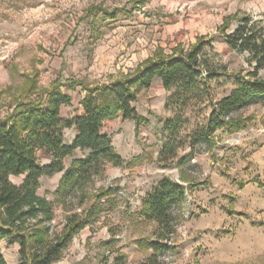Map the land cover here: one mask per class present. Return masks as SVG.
I'll return each instance as SVG.
<instances>
[{"label": "rangeland", "instance_id": "obj_1", "mask_svg": "<svg viewBox=\"0 0 264 264\" xmlns=\"http://www.w3.org/2000/svg\"><path fill=\"white\" fill-rule=\"evenodd\" d=\"M191 1L155 0L139 10L133 9L134 0H0V119L13 111L27 77L38 74L41 88L58 78L109 83L111 76L116 79L134 70L159 46L169 50L183 43L187 47L201 36L197 31L201 26H206L204 34L214 40V53L206 49L208 64L215 69L224 67L230 74L212 78L209 97L192 100L185 107L166 105L169 94L155 80L134 105L148 120L137 134L134 122L121 117L105 125L103 131L124 166L108 165L105 177L87 186L90 195L101 190L111 194L109 199L102 197V213L73 239L56 264H110L117 254H125L129 264H140L149 255L140 244L152 239L155 231V225L140 216L142 200L163 177L185 181L188 188L186 202L174 212L177 225L164 264H264V102L233 112L231 117L241 119L243 128L217 131L212 150L207 143L198 145L193 159L178 167L179 159L189 155L191 137L206 124L213 104L238 87L235 75L253 82L254 64L247 62L248 55H239L222 42L211 3L199 0L205 3L193 6ZM97 5L116 15L104 21L99 14L93 28L94 18L87 17V9ZM171 17L182 19L188 27L165 35L164 20ZM204 72L207 76V68ZM62 90L79 100V88L72 90L65 84ZM75 112L74 106L64 107L62 118L71 119ZM175 117L183 122L178 140L184 145L164 168L159 162L167 143L164 127ZM64 135L69 144L74 133L65 130ZM37 156L41 166L50 164L45 151ZM74 157L83 154L77 151L66 158V168ZM61 177L42 178L38 194L53 202ZM23 179L11 178L17 185ZM55 209L54 226L60 232L63 211L58 204ZM18 250V246L0 242L7 264H19Z\"/></svg>", "mask_w": 264, "mask_h": 264}, {"label": "trees", "instance_id": "obj_2", "mask_svg": "<svg viewBox=\"0 0 264 264\" xmlns=\"http://www.w3.org/2000/svg\"><path fill=\"white\" fill-rule=\"evenodd\" d=\"M99 9L106 19L115 17L114 13ZM236 23L234 30L228 32L230 24L225 22L219 34L232 51L248 55L247 62L254 64L250 74L253 82L240 74L235 75L238 87L213 104L206 124L191 137L189 155L179 159L180 168L187 159H193L198 145L207 143L212 150L217 131L226 128L234 132L243 128L241 119L231 117L233 112L264 102V26L249 17L240 18ZM206 49L214 53L212 38H200L186 50L179 45L172 55L159 49L134 72L110 84L88 86L83 82H71L85 93L80 101L83 113L71 119L61 116V108L71 106L72 98L63 92L60 79L49 88H40L38 74L25 79L13 111L0 119V242L19 247V264L58 263L73 239L102 213L101 199H109L111 191L101 190L90 195L87 186L96 179H103L108 165L124 166L123 158L103 131L107 121L119 117L123 121H133L137 134L148 120L139 115L134 105L139 94L149 90L156 79L169 94L166 105L185 107L192 100L209 97L212 78L230 76L226 68L215 69L208 64ZM182 124L180 117L165 123L167 143L159 153V162L164 168L183 148L184 143L178 140ZM72 128L76 135L68 144L64 133ZM77 150L84 153L83 157L73 160L66 168L65 159L73 157ZM40 151L51 157L47 166L39 164L37 154ZM57 174L62 177L51 202L38 194L40 180ZM19 177H24L20 185L12 182L11 178ZM187 192L184 185L163 177L143 198L140 216L153 223L155 231L152 239L140 244L149 252L140 264H164L177 225L174 212L186 202ZM55 204L63 211L60 232L54 226ZM77 208H83L81 214L76 212ZM0 264H7L1 252ZM110 264L129 262L125 254H117Z\"/></svg>", "mask_w": 264, "mask_h": 264}, {"label": "crops", "instance_id": "obj_3", "mask_svg": "<svg viewBox=\"0 0 264 264\" xmlns=\"http://www.w3.org/2000/svg\"><path fill=\"white\" fill-rule=\"evenodd\" d=\"M134 1H136V2H134V5H136L133 9H139V10H142V9H144V8H149L154 2H155V0H134ZM202 1H204V0H202ZM205 1H208V2H206L207 3V5H210V3H211V5L213 6L212 7V11L215 13V16H216V20L217 21H219L220 23H219V28L226 22V23H229L230 24V28L232 27V24L235 22L236 23V20H238V19H240V18H242L241 16L242 15H245L246 17H248V16H254L257 20H259L263 25H264V0H205ZM198 2L199 3H205V2H201V1H199V0H194V1H191V3L193 4V6H198ZM99 8H102V9H105V10H107L106 8H104L103 6H101V5H97V6H93V7H91V8H89V9H87V17H93L94 19H93V28L94 27H96L97 26V23H98V16H99V14H103L104 15V12H102V11H100V9ZM108 12H110V13H114L115 14V12H113V10H107ZM116 15V14H115ZM211 17H213V16H211ZM115 18V17H114ZM108 19V18H107ZM109 19H113V18H109ZM106 20V17H105V15H104V21ZM164 23H166V25H165V27H164V29H165V35H171V34H173V33H175V32H177V31H180V30H183L184 28H186V27H188L183 21H182V19H177V20H175L174 18H166L165 20H164ZM100 27H102V23H100L99 24V27L98 28H100ZM198 27V26H197ZM206 26H201V27H199L198 29L199 30H197V31H199L200 32V34H201V36L198 38V39H196V41L195 42H193V43H191V44H189L187 47L183 44V43H178V44H176L174 47H172V48H170L169 50H166L165 48H163V47H161V46H159V47H157L155 50H154V52L150 55V56H148L146 59H144L142 62H144L145 60H147L148 58H150V57H152L154 54H155V52L157 51V50H159V49H161V50H163L164 51V53L166 54V55H172V53H173V50L175 49V48H177L179 45L180 46H182V48L183 49H188L191 45H194V44H196L197 43V41L200 39V38H206V39H210V37H208V36H206V34H204V32L206 31L205 28ZM219 28H218V32H219ZM229 28V29H230ZM190 29V28H189ZM96 30V29H95ZM234 30V29H233ZM96 32V36L98 37V36H100L99 35V33L97 32V31H95ZM223 42V41H222ZM224 43V42H223ZM225 44V43H224ZM226 45V44H225ZM227 46V45H226ZM228 47V46H227ZM229 48V47H228ZM142 62H140L137 66H136V68L142 63ZM136 68L134 69V70H132V71H130L129 73H127V74H130V73H132V72H134L135 70H136ZM127 74H119L118 75V77L116 78V79H113L114 77L113 76H111V78H110V82L109 83H94V84H89V83H87V81H85V80H80V81H77V82H74L75 84L77 83H80V82H83V83H85L86 85H88V86H94V85H103V84H110V83H112V82H114V81H116V80H119L122 76H125V75H127ZM58 79H60V78H58ZM57 80V79H56ZM55 80V81H56ZM61 80V79H60ZM157 80V79H156ZM62 81V80H61ZM158 81H160V80H158ZM54 82V81H53ZM52 82V83H53ZM71 82H72V80H67V81H65V82H63L62 81V83H63V86L65 85V84H70L71 85ZM51 83V84H52ZM50 84V85H51ZM50 85H49V87H50ZM40 86V85H39ZM49 87H47V88H49ZM41 88V87H40ZM63 88V87H62ZM71 88H72V90H76V89H80V98H79V100L78 101H75V99L72 97V96H70V95H68V96H70L71 98H72V104H71V106H74V108H75V110H76V112L74 113V115L76 116V115H80V114H82L83 113V109H82V106L80 105V101L83 99V97H84V92L82 91V89H81V87H79V86H77V87H73L72 85H71ZM68 107H70V106H68ZM63 108L64 107H62L61 108V116H62V110H63ZM74 116H72L71 118H73ZM109 122H113V121H107L106 123H105V125L107 124V123H109ZM105 125H104V127H105ZM104 129V128H103ZM70 130H72V132L74 133V136H73V138H72V140L70 141V143H72V141H73V139H74V137H75V135H76V131H75V129L74 128H72V129H70ZM69 143V144H70ZM78 152H81V151H79V150H77ZM76 151V152H77ZM76 152L74 153V155L73 156H75V154H76ZM81 154H84L83 152H81ZM75 159H77L76 157H74V159L73 160H75ZM71 165V163L68 165V167ZM67 167V168H68ZM180 184H187V182H185V181H180Z\"/></svg>", "mask_w": 264, "mask_h": 264}]
</instances>
